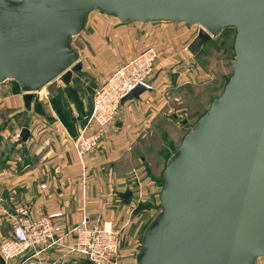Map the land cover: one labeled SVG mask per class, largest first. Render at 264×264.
Returning <instances> with one entry per match:
<instances>
[{"label":"water","instance_id":"water-1","mask_svg":"<svg viewBox=\"0 0 264 264\" xmlns=\"http://www.w3.org/2000/svg\"><path fill=\"white\" fill-rule=\"evenodd\" d=\"M95 10L129 23L198 24L188 46L195 56L236 29L233 73L167 161L162 210L138 264L264 262V0H0V84L15 80L28 109L35 93L70 84L82 68L72 39ZM147 90L139 85L122 102Z\"/></svg>","mask_w":264,"mask_h":264},{"label":"crops","instance_id":"crops-1","mask_svg":"<svg viewBox=\"0 0 264 264\" xmlns=\"http://www.w3.org/2000/svg\"><path fill=\"white\" fill-rule=\"evenodd\" d=\"M188 37L179 22L131 25L91 13L85 30L72 39V46L80 55L82 72L74 73L70 84L58 81L54 93L47 88L37 92L30 109L15 80L0 84V242L12 235L14 215L21 208L30 210L35 217L61 211L63 217L59 221L70 228L85 218L92 221L102 215L126 230L122 248L126 261L119 264H138L147 229L143 228L149 226L147 217L155 213L160 202V187L146 175L141 155L152 145L153 133L143 131L160 115L165 99L161 95L156 98L154 90L122 103L103 147L85 156L89 172L83 171L70 139L94 129L88 120L94 89L104 81L106 72L126 56L154 49L158 54L154 76L157 91L172 88L173 96L174 89L187 83L186 70L192 65L188 48L192 40L187 42ZM86 71L93 75L92 92L89 88L88 93L82 91ZM170 101L171 106L174 103ZM172 117L168 119L178 125V119ZM23 128H28L29 134L17 139L16 134L22 133ZM129 176H136L137 184L134 190V185H129L132 196L125 199L122 193L128 187L124 188V184L133 179ZM134 203L140 204L137 207ZM72 236L66 232L58 236V244L37 255L23 254L8 264H91L67 252Z\"/></svg>","mask_w":264,"mask_h":264},{"label":"built area","instance_id":"built-area-1","mask_svg":"<svg viewBox=\"0 0 264 264\" xmlns=\"http://www.w3.org/2000/svg\"><path fill=\"white\" fill-rule=\"evenodd\" d=\"M157 62L158 54L149 49L119 66L96 91L92 117L98 127L92 134L82 133L77 138H71L81 157L99 148L106 140L109 128L116 122L122 99L127 94L139 85L147 87V91L157 90L154 77ZM61 217V211L35 217L28 209H19L12 222V235L0 243V256L8 264L11 259L28 252L37 255L58 244V236L66 232L73 234L67 252L74 257L89 260L92 264H110L112 258L119 254L122 229L116 228L112 221L99 219L92 222L85 218L70 228L59 221Z\"/></svg>","mask_w":264,"mask_h":264},{"label":"rangeland","instance_id":"rangeland-1","mask_svg":"<svg viewBox=\"0 0 264 264\" xmlns=\"http://www.w3.org/2000/svg\"><path fill=\"white\" fill-rule=\"evenodd\" d=\"M92 14L93 16H103L104 15L96 10L93 11ZM109 17L114 18L115 21L117 20L120 23L129 24V22H123L116 17H111V16ZM179 23L182 26V28H185L187 30V35L189 37L187 38L186 41L189 42L190 40H193V38L199 32V28H200L199 25L198 24H188L186 22L185 23L179 22ZM130 24L134 25L135 23H130ZM235 37H236L235 28L233 27L224 28L217 35H215L210 42H207L206 44L203 45V48L199 52L198 55L195 56L189 51V56L193 58V61H191L192 65H190L191 67H189L188 69L189 71L186 70L187 77L184 80H186L185 82L187 83L181 84L179 87H177V89H174L175 94H173V96L171 94V92L173 91L172 88L164 92L162 91L163 89L162 90L160 89L161 91L156 90V93L158 95L154 94L156 98L158 96L160 97L161 95V98L165 99V103L163 105V108H161V111L159 112L160 115L156 116L155 122L152 121L150 126L147 127L148 129L143 131V133L152 132L154 141L152 142V145L145 148L144 152H141V155H143V158L145 161V163L143 164V167H144V170L146 171V175L149 178H152L155 181H157L160 187V194H161L162 186H163V171L166 167L168 159L176 153L185 135L190 131L193 125L197 122V120L208 110L211 102L223 92L226 83L228 82L230 76L233 73V63L235 61V50H234ZM139 55L140 53L135 54V56L133 55L131 57L126 56L124 60H122L115 67H113L111 70H108L106 72V75H105L106 78L104 79V81L101 84L97 85L96 88L94 89L93 107H92V111L90 115L88 116V120L92 123V126L94 128L93 130H95L98 127V123L92 117L93 110H94L93 108H94V99H95L96 91L99 90L103 86V84L107 81V79L111 76V74L117 68H119V66H121L123 63ZM157 67L158 66L156 65V70L158 69ZM77 72H82V71L79 70L74 73H77ZM92 76H93L92 73H89L88 71H86L82 76V80L86 82L82 85V91H84L85 93H88L89 88H90V91L92 92V78H93ZM159 76H160V73H159ZM158 78H161V77H158ZM78 80L80 79L78 78ZM72 90L73 88L71 89V91ZM170 98H171V101H170ZM168 99L170 103L173 102L174 104L171 103V106L168 105ZM174 112L177 113L179 116L177 120L178 125H175L174 123H172V121L168 119L172 117L173 115L172 113ZM181 119H187V123L186 124L180 123L179 120ZM93 130L91 132L87 131V133L84 130V134H87V135L92 134ZM21 137H22L21 133L16 134L17 139H20ZM70 143H71V146L74 147L72 139H70ZM102 147L103 145L101 144L99 148L95 149V151L99 150ZM107 148L108 147H106V149ZM93 151L91 150L85 156L92 154ZM85 156L84 157L80 156V160L82 162V169H85L83 171L89 172L88 166L86 165V161H84L86 158ZM84 166H86V168H83ZM144 175L145 174H143L142 176ZM131 177L129 176V178ZM135 178L136 176L133 177V179H130L131 181L129 180V182L127 183L128 185L124 184V188L128 187L127 190H125V192L128 190L131 191L130 189L131 186L129 187V185L131 184L134 185V187H132L133 190L135 189V186L137 184V181L135 182ZM42 187L45 188L46 185L43 184ZM129 198H125V199H129ZM159 199H160V195H159ZM139 204L140 203H134V205H136L137 207L139 206ZM134 208L136 207L134 206ZM161 210H162V207H161V200H160L159 204L157 205V210L155 211V213L147 217L148 220L146 224L148 223L150 224V222H152L160 214ZM99 219L101 221H107V219H105L104 216L99 215L98 217H95L94 219H92V222H95ZM113 224L116 228L122 229L121 231L122 244H121V250L119 254L112 258L110 264H119L121 261L123 262L126 261L125 259L126 255L123 254V257H122V248H123V243L126 239L127 233H126L124 226H118V224L116 225L114 222ZM146 228L147 226H145L143 230L145 231ZM87 261L90 262L89 260ZM258 264H264L262 258L258 260Z\"/></svg>","mask_w":264,"mask_h":264}]
</instances>
